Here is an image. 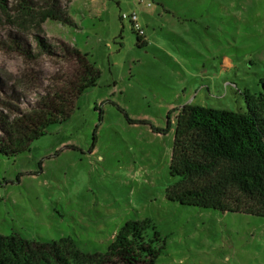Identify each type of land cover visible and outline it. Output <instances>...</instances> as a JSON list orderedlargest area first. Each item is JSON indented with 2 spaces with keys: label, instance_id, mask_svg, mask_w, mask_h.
I'll list each match as a JSON object with an SVG mask.
<instances>
[{
  "label": "rangeland",
  "instance_id": "374dc122",
  "mask_svg": "<svg viewBox=\"0 0 264 264\" xmlns=\"http://www.w3.org/2000/svg\"><path fill=\"white\" fill-rule=\"evenodd\" d=\"M31 1L32 16H22L16 0L0 7V112L29 109L77 69L62 43L89 54L101 77L68 122L23 154L0 155V235L70 237L94 254L106 252L126 221L149 219L160 236L156 248L165 245L157 264H264V218L167 199L176 182L169 164L179 111L170 115L167 135L125 117L164 129L168 113L193 98L245 112L244 91L258 93L264 79V0H96L82 9L86 15L76 10L83 0L75 8L73 0ZM50 9L75 26L40 22ZM132 14L146 46L122 19ZM38 38L52 54H38Z\"/></svg>",
  "mask_w": 264,
  "mask_h": 264
},
{
  "label": "trees",
  "instance_id": "16d2710c",
  "mask_svg": "<svg viewBox=\"0 0 264 264\" xmlns=\"http://www.w3.org/2000/svg\"><path fill=\"white\" fill-rule=\"evenodd\" d=\"M34 5L31 0H16V10L22 16H32ZM0 7L7 10L6 0H0ZM39 18L40 22L52 20L75 26L59 10L43 11ZM37 43L38 54L53 53V47L43 39L38 38ZM137 44L146 46L138 36ZM17 50L25 58L36 57L30 48L17 46ZM61 51L76 63L77 69L46 89L29 109L9 114L0 112V155L23 154L53 127L68 122L79 98L100 80L101 71L89 54L64 43ZM243 96L245 112L187 104L168 113L164 129L155 128L146 120H131L124 113L131 124L147 125L153 132L167 135L172 130L170 115L179 111L169 164L170 176L176 182L167 190L169 201L264 218V79L258 93L245 90ZM149 231L153 232L151 238ZM160 242L159 233L149 219L126 221L106 252L94 254L81 251L70 237L40 241L19 234L0 235V264H67L68 260L91 264H157L165 246L157 249Z\"/></svg>",
  "mask_w": 264,
  "mask_h": 264
},
{
  "label": "built area",
  "instance_id": "2783aa9c",
  "mask_svg": "<svg viewBox=\"0 0 264 264\" xmlns=\"http://www.w3.org/2000/svg\"><path fill=\"white\" fill-rule=\"evenodd\" d=\"M148 7L151 6L150 3L147 4ZM122 19H128L132 25L133 30L136 32L137 36L141 39L142 42L146 41L145 32L140 28L138 23V17L136 14H132L130 16L123 15Z\"/></svg>",
  "mask_w": 264,
  "mask_h": 264
},
{
  "label": "crops",
  "instance_id": "0c3cea01",
  "mask_svg": "<svg viewBox=\"0 0 264 264\" xmlns=\"http://www.w3.org/2000/svg\"><path fill=\"white\" fill-rule=\"evenodd\" d=\"M76 1L77 0H73V6H74V8H75V3H76ZM94 1V3H96V0H83L82 1V3H80L79 4V7H77L76 8V10L78 9V10H81V12L82 13H84L85 15H86V12L84 11V10H82V9H86L87 7H89L91 4H92V2ZM71 17V16H70ZM72 18V17H71ZM73 19V18H72ZM148 43H147V41H146V45H147ZM223 65H224V67H226V68H230L231 66H232V64H231V62H230V60L228 59V58H224V61H223ZM226 68H224L225 70H226ZM195 98H193V99H191V101L190 102H188L187 104H195L192 100H194ZM187 104H185V105H187ZM197 105V104H196ZM202 106V105H201ZM183 107V106H182ZM174 109H176V108H174ZM173 132H174V130H173Z\"/></svg>",
  "mask_w": 264,
  "mask_h": 264
}]
</instances>
